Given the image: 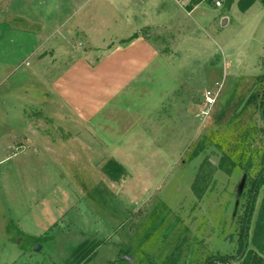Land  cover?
Here are the masks:
<instances>
[{
  "label": "rangeland",
  "instance_id": "1",
  "mask_svg": "<svg viewBox=\"0 0 264 264\" xmlns=\"http://www.w3.org/2000/svg\"><path fill=\"white\" fill-rule=\"evenodd\" d=\"M174 1L187 19L145 34L149 66L87 120H52L4 90L0 264H207L240 256L247 212L255 247L264 0Z\"/></svg>",
  "mask_w": 264,
  "mask_h": 264
},
{
  "label": "crops",
  "instance_id": "2",
  "mask_svg": "<svg viewBox=\"0 0 264 264\" xmlns=\"http://www.w3.org/2000/svg\"><path fill=\"white\" fill-rule=\"evenodd\" d=\"M185 19L174 0H0V101L16 85L52 120L61 111L87 120L149 66L156 50L145 34Z\"/></svg>",
  "mask_w": 264,
  "mask_h": 264
},
{
  "label": "trees",
  "instance_id": "3",
  "mask_svg": "<svg viewBox=\"0 0 264 264\" xmlns=\"http://www.w3.org/2000/svg\"><path fill=\"white\" fill-rule=\"evenodd\" d=\"M228 2H231V1L228 0ZM261 107L262 108L264 107V101ZM262 111H263L262 120L264 121V109ZM105 170L109 174L110 177L116 179L122 174L123 167L118 162L111 161ZM263 172H264V168H263ZM262 174L263 173H261V176ZM257 182L259 184L260 182L264 184V176ZM248 217L249 215L247 212V215L244 219V225L241 231V251H242L245 241L248 242L249 231H250L249 229V219L250 218ZM246 229H248L247 235H245ZM253 244L255 247L252 249H248L247 247V250L241 259H238L239 255L236 257H210L207 260V264H218V263L219 264H264V199L262 202L261 211L259 213L257 224L254 230ZM176 262H177L176 258L171 259V264H176ZM153 264H155V262Z\"/></svg>",
  "mask_w": 264,
  "mask_h": 264
},
{
  "label": "water",
  "instance_id": "4",
  "mask_svg": "<svg viewBox=\"0 0 264 264\" xmlns=\"http://www.w3.org/2000/svg\"><path fill=\"white\" fill-rule=\"evenodd\" d=\"M227 23H228V18H223L222 25H226ZM263 176H264V172H263L262 176L259 179H261ZM247 234H248V229L245 230V235H247ZM247 246H248V242L245 241L244 246H243V250H242L239 258H242L244 256V254H245V252L247 250ZM35 250L36 251H40L41 250V246L39 244H36L35 245Z\"/></svg>",
  "mask_w": 264,
  "mask_h": 264
},
{
  "label": "built area",
  "instance_id": "5",
  "mask_svg": "<svg viewBox=\"0 0 264 264\" xmlns=\"http://www.w3.org/2000/svg\"><path fill=\"white\" fill-rule=\"evenodd\" d=\"M178 1H180V0H178ZM181 1H183L184 3H186V4H189V3H200V2H202V1H204V0H181ZM215 2V5L216 6H221V1L220 0H215L214 1Z\"/></svg>",
  "mask_w": 264,
  "mask_h": 264
}]
</instances>
